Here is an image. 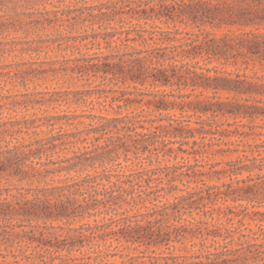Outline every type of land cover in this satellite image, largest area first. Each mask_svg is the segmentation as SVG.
Wrapping results in <instances>:
<instances>
[{
    "label": "trees",
    "instance_id": "trees-1",
    "mask_svg": "<svg viewBox=\"0 0 264 264\" xmlns=\"http://www.w3.org/2000/svg\"><path fill=\"white\" fill-rule=\"evenodd\" d=\"M176 5V0H107L89 8L82 22H88L93 33L83 41L90 39L100 47L102 39L110 52L78 60L73 71L123 86L109 90L118 93L112 102H124L126 107L146 106L149 111L65 116L68 125H86L82 118L90 119V123L82 130L0 152V177L11 175L14 165L20 169L16 173L22 175H28L22 168L40 171L36 165L47 175H85L41 189L32 199L27 198L29 193L0 189V264H264L262 225L257 231L244 233L234 226L214 223V214L206 211V206L193 205L204 199V187L198 185H205L208 173L201 170L206 164H201L198 157L203 158L211 144L205 141L207 130L192 127L184 116L190 112L216 116L227 109L223 114L264 120V103L258 100L250 104L245 98L243 103H232L219 97L212 102L211 97L207 101L199 99L201 94L197 100H190L191 94L162 91L161 87L174 85L193 90L212 86L205 84L209 78L200 81L203 75L186 70L188 64L178 60L186 52H177L178 46H157L172 41L167 38L170 32L124 26L127 16L138 21L153 16L160 19ZM183 9L192 15L206 11L203 4H185ZM131 43L147 48L137 49ZM260 44L259 40L255 42ZM224 81L237 95L253 96L262 87L247 80ZM254 129L251 126V132L237 135L264 136ZM70 144L84 147L61 161L67 163L64 166L46 168L49 163L42 162L43 156ZM250 146L256 149L252 155L258 156L244 155L233 161V174L248 176L237 179L236 187L229 192L232 201L239 203L235 207L244 210L264 207V142ZM186 156H192L195 163ZM167 159L176 163L162 165ZM99 168L103 169L101 173ZM90 169L95 173L89 174ZM195 210L198 215L208 214L212 222L194 217ZM187 214L189 218H185ZM81 220L89 222L78 225ZM175 250L185 253L174 254Z\"/></svg>",
    "mask_w": 264,
    "mask_h": 264
},
{
    "label": "rangeland",
    "instance_id": "rangeland-1",
    "mask_svg": "<svg viewBox=\"0 0 264 264\" xmlns=\"http://www.w3.org/2000/svg\"><path fill=\"white\" fill-rule=\"evenodd\" d=\"M106 1L0 0V152L8 151L15 145L34 144L51 136L82 130L90 123V119L82 118L80 120L86 125H68L65 116H114L116 112L127 114L138 113L143 109L149 111L146 106L133 104L126 107L124 102H112L118 93L109 90L118 89L121 85L116 86L108 79L73 71L79 64L78 60L110 52L102 39L100 47L90 39L83 41L87 34L93 33L92 28L88 27L89 23L82 22L90 12L89 8ZM176 1L177 5L160 19L153 16L138 21L127 16L124 26L126 29L170 32L167 38L172 41L157 46H178L177 52H186L184 56L178 57L179 61L188 64L186 70L203 75L200 81L209 78L210 81L205 84L212 87L193 90L190 86L174 85L160 89L175 95L191 94L190 100H197L196 96L201 94L203 96H199V99L207 101L211 97L212 102L219 97L222 101L232 103H243L242 98L250 100V104L258 100L264 103V0ZM185 4H203L206 11L192 15L183 9ZM116 28L120 29L119 26ZM257 40L261 42L260 45H255ZM131 44L137 49L147 48L139 43ZM168 52H173V48ZM224 79L247 80L262 87L253 96L237 95L229 91L230 85L224 83ZM182 82L186 81L182 79ZM226 110L218 112L216 116L211 113L184 114L192 127H204L207 130L205 141L211 144L206 147L204 157H198L201 164H206L201 170L208 173L204 177L205 185H198L204 187V199L197 200L193 205L201 208L206 206L205 210L214 214V223L234 226L249 233L250 230L257 231L260 225L264 227V221H260V218H264V207L249 206L247 210L235 207L239 203L232 201L233 194L229 192L236 187L237 179H245L248 174L234 175L233 161L244 155L258 156V153L252 155V150L256 149L250 145L262 144L264 136L244 137L237 134L251 132V126L255 128V133H264V120L235 118L228 113L223 114ZM177 117H180L179 113ZM60 118L64 119L57 121ZM85 146L93 147L92 144ZM83 147V144L59 147L54 153H48V157L44 155L42 162L49 163L48 169H58L67 164H61V161L72 157L74 152ZM186 157L195 163L192 156ZM34 160L38 162L39 159ZM173 163L176 161L167 159L162 165ZM36 168H40V171L31 172L22 168L28 172V175H22L16 173L20 169L14 165L10 169L11 175L7 173L0 177V189H10L14 194L29 193L27 198L32 199L41 189L61 186L67 178L71 180L85 176L75 172L47 175L40 165H36ZM95 171L91 170L89 174ZM97 171L101 173L103 169ZM107 171H114V168H108ZM196 186L191 184V187ZM169 200L173 201L172 198ZM243 204L247 205L246 202ZM197 212H193L197 219L211 221L208 214L201 212L198 215ZM236 214L240 216L236 217ZM185 218H189V215H185ZM227 218H233V221L229 223ZM86 222L89 221L81 220L77 224ZM90 222L93 223V220ZM53 224L64 225L62 222ZM172 252L185 253L179 250Z\"/></svg>",
    "mask_w": 264,
    "mask_h": 264
}]
</instances>
